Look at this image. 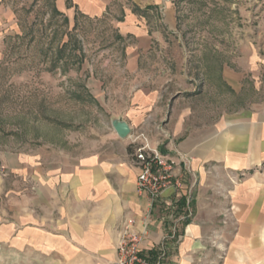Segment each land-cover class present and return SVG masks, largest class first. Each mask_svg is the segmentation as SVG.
Listing matches in <instances>:
<instances>
[{"label":"crops","instance_id":"0c3cea01","mask_svg":"<svg viewBox=\"0 0 264 264\" xmlns=\"http://www.w3.org/2000/svg\"><path fill=\"white\" fill-rule=\"evenodd\" d=\"M112 1L55 4L68 18H99ZM130 1L116 28L124 71L138 77L163 44L147 16L160 14L170 25L174 11L169 0ZM16 28L0 3V45ZM222 57L219 68L201 72L200 82L187 69L175 75L169 62L161 79L148 74L122 110L104 109L109 121L91 147L74 150L70 138L68 150L0 144V244L32 253L27 264H115L121 225L131 219L143 233L142 254L163 251L164 264H264V36L255 43L246 38L237 55ZM113 120L144 131L178 172L188 171V183L164 192L152 210L136 189L129 138L117 136ZM191 190L193 219L169 231V204H181Z\"/></svg>","mask_w":264,"mask_h":264},{"label":"rangeland","instance_id":"374dc122","mask_svg":"<svg viewBox=\"0 0 264 264\" xmlns=\"http://www.w3.org/2000/svg\"><path fill=\"white\" fill-rule=\"evenodd\" d=\"M169 2L174 11L170 25L160 21V14L147 16L163 44L143 61L137 77L124 71L116 28L122 8H132L130 0H113L99 18L79 13L75 20L58 13L55 0H0L17 26L0 45V144L68 150L70 138L74 150L91 147L109 121L104 109L122 110L148 74L161 79L166 62L175 75L187 69L200 82L203 70L224 63L222 55H237L241 41L255 43L264 36V0ZM192 194L185 197L190 196L194 215ZM34 257L0 244V264H27Z\"/></svg>","mask_w":264,"mask_h":264},{"label":"built area","instance_id":"2783aa9c","mask_svg":"<svg viewBox=\"0 0 264 264\" xmlns=\"http://www.w3.org/2000/svg\"><path fill=\"white\" fill-rule=\"evenodd\" d=\"M128 138L132 162L138 169L136 189L140 195L147 197L149 210H152L164 192L169 189L176 191L182 187L186 182V174L176 170L177 164L165 155L159 146H150L148 135L144 131L133 130ZM179 162L186 166L184 158H180ZM179 202L174 199L168 206L169 231H175L177 224L188 222L193 217L189 206L190 196L181 204ZM142 238L143 233L135 230V221L125 220L118 234L115 264H164L163 251L155 258L142 254Z\"/></svg>","mask_w":264,"mask_h":264},{"label":"water","instance_id":"95a60500","mask_svg":"<svg viewBox=\"0 0 264 264\" xmlns=\"http://www.w3.org/2000/svg\"><path fill=\"white\" fill-rule=\"evenodd\" d=\"M111 126L117 136L122 139L127 138L131 132L129 126L123 121L113 120Z\"/></svg>","mask_w":264,"mask_h":264},{"label":"trees","instance_id":"16d2710c","mask_svg":"<svg viewBox=\"0 0 264 264\" xmlns=\"http://www.w3.org/2000/svg\"><path fill=\"white\" fill-rule=\"evenodd\" d=\"M148 9H151V8H148ZM57 11V10H56ZM133 11L134 12H136L138 15H144L145 14V11H141V10H139V9H137V8H134L133 9ZM59 13V12H58ZM78 14H75V16H74V20L76 19V16H77Z\"/></svg>","mask_w":264,"mask_h":264}]
</instances>
